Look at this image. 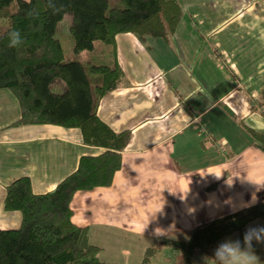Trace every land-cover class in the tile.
<instances>
[{
	"label": "crops",
	"instance_id": "crops-1",
	"mask_svg": "<svg viewBox=\"0 0 264 264\" xmlns=\"http://www.w3.org/2000/svg\"><path fill=\"white\" fill-rule=\"evenodd\" d=\"M178 2L183 16L169 38L116 36L124 77L101 100L98 115L132 136L112 184L80 190L71 202L72 220L89 226L96 244L98 235L125 231L146 239L145 254L149 237L187 239L203 221L264 200V150L250 131L264 133V0ZM20 118L19 98L0 88L4 229L22 222L20 211L5 208L11 181L29 176L33 191L46 193L82 156L105 151L85 143L80 128L16 124ZM164 250L159 264L170 259Z\"/></svg>",
	"mask_w": 264,
	"mask_h": 264
},
{
	"label": "trees",
	"instance_id": "trees-1",
	"mask_svg": "<svg viewBox=\"0 0 264 264\" xmlns=\"http://www.w3.org/2000/svg\"><path fill=\"white\" fill-rule=\"evenodd\" d=\"M53 13L46 0H0V88L19 98L21 118L16 124H56L80 128L84 141L105 148L101 154L84 155L79 167L57 187L35 193L32 179L22 176L7 186L6 210L22 213L17 228L0 227V264H112L101 260L103 247L92 242L89 226L73 220L71 202L76 192L112 184L122 167V152L130 130L114 131L98 115L104 96L124 77L117 57L116 36L169 38L176 31L183 10L178 0H59ZM34 9V17L27 12ZM71 14L69 32L74 52L87 50L88 58L67 59L57 25ZM18 29L23 44L8 47V33ZM96 41L102 43L96 48ZM64 82L58 90L55 82ZM54 83V84H53ZM261 105H264V88ZM250 129V128H249ZM257 147L264 150V133L250 129ZM264 220V200L194 227L187 239L164 237L163 246L182 254L185 264L196 251L212 247L237 232L242 238L249 224ZM148 247L140 264H152Z\"/></svg>",
	"mask_w": 264,
	"mask_h": 264
},
{
	"label": "rangeland",
	"instance_id": "rangeland-1",
	"mask_svg": "<svg viewBox=\"0 0 264 264\" xmlns=\"http://www.w3.org/2000/svg\"><path fill=\"white\" fill-rule=\"evenodd\" d=\"M71 22V14H66L64 18L58 23L57 25V34L60 38L64 49L66 51L67 59H76L79 58L81 60H85L88 58L89 52L87 50L80 52L79 54H76L74 52V41L70 35L69 32V25ZM4 26L3 22L0 20V32L4 30L2 27ZM96 48L101 47L102 43L100 41H96ZM54 84V83H53ZM57 86L59 87L58 90H64L65 83L62 82H55ZM61 85H64L63 88H61ZM220 152L225 153V147L220 148ZM223 149V150H222ZM250 226L252 227H264V220L257 219L255 220ZM133 232V231H132ZM189 233V232H188ZM184 236V235H182ZM135 237V236H134ZM133 234L126 233L125 231L117 232V233H107L102 239L99 237V235L96 237L97 244L101 245L103 247L102 252L100 253L99 257L101 260H104L106 262L112 263V264H128L131 262V264H135L140 261V259L145 258V254L143 253L144 250H141L140 243L146 245L144 242L146 239L142 238L141 236L138 238H134ZM232 239H241L237 232H234L230 236ZM175 238L178 239H185L184 237H180L179 235H176ZM188 238V237H187ZM227 238V237H226ZM148 239V238H147ZM225 239V238H224ZM223 239V240H224ZM221 240V241H223ZM151 244L149 247H155L156 250L153 251V253L150 255L152 262H156V264H159L160 260L162 258L165 259L166 254L164 249L170 250L168 256L169 260H167V264H180V261L184 263V259L182 254L177 252L176 250H171L170 248H166L165 246H162L160 244V239H150ZM220 241V242H221ZM213 245L212 247H208L205 249H202L201 252H197L191 263L192 264H204L203 257L209 256L211 257L213 255L215 247L220 243ZM161 245V246H160ZM254 248L256 250L257 255L260 257L261 261H264V244H255ZM147 250V249H145ZM175 251V254H172V252ZM204 252V253H203ZM203 253V254H202ZM179 258V259H178ZM182 259V260H181ZM164 261V260H162ZM161 261V262H162ZM210 264H212L211 260L207 261Z\"/></svg>",
	"mask_w": 264,
	"mask_h": 264
},
{
	"label": "clouds",
	"instance_id": "clouds-1",
	"mask_svg": "<svg viewBox=\"0 0 264 264\" xmlns=\"http://www.w3.org/2000/svg\"><path fill=\"white\" fill-rule=\"evenodd\" d=\"M25 2L31 4V0H25ZM46 2L47 7L54 14L62 10L63 6L59 3V0H46ZM36 14L34 9L27 12L28 17H34ZM8 41L9 48H17L22 45L24 40L20 30H11L8 33ZM255 199L254 196L253 203ZM254 243L264 244V227L249 226L246 228L242 240L232 239L231 237L225 238L215 247L211 257L204 256L202 259L204 264H207L208 260H211L212 264H264V261H261L256 253Z\"/></svg>",
	"mask_w": 264,
	"mask_h": 264
},
{
	"label": "built area",
	"instance_id": "built-area-1",
	"mask_svg": "<svg viewBox=\"0 0 264 264\" xmlns=\"http://www.w3.org/2000/svg\"><path fill=\"white\" fill-rule=\"evenodd\" d=\"M201 133L205 136H208L210 133L208 132L207 128L206 127H202L201 129Z\"/></svg>",
	"mask_w": 264,
	"mask_h": 264
}]
</instances>
